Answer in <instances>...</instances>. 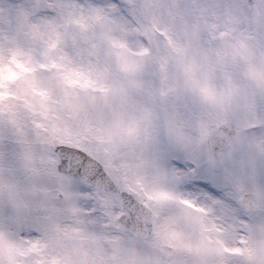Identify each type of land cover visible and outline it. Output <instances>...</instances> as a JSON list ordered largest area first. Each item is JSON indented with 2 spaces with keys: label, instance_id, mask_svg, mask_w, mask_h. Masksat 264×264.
Returning a JSON list of instances; mask_svg holds the SVG:
<instances>
[{
  "label": "snow or ice",
  "instance_id": "1",
  "mask_svg": "<svg viewBox=\"0 0 264 264\" xmlns=\"http://www.w3.org/2000/svg\"><path fill=\"white\" fill-rule=\"evenodd\" d=\"M0 264H264V0H0Z\"/></svg>",
  "mask_w": 264,
  "mask_h": 264
}]
</instances>
